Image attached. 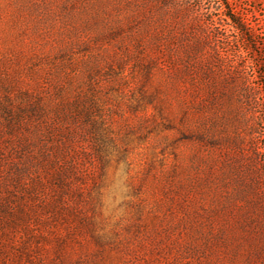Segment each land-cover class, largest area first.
Returning <instances> with one entry per match:
<instances>
[{
  "label": "rangeland",
  "instance_id": "obj_1",
  "mask_svg": "<svg viewBox=\"0 0 264 264\" xmlns=\"http://www.w3.org/2000/svg\"><path fill=\"white\" fill-rule=\"evenodd\" d=\"M222 3L249 18L252 51ZM262 43L264 0H0V94L10 114L27 93L44 105L33 155L74 170L38 200L61 195L93 221L73 263L264 264ZM6 227L3 264H29L23 228ZM52 247L36 251L47 264Z\"/></svg>",
  "mask_w": 264,
  "mask_h": 264
},
{
  "label": "trees",
  "instance_id": "obj_2",
  "mask_svg": "<svg viewBox=\"0 0 264 264\" xmlns=\"http://www.w3.org/2000/svg\"><path fill=\"white\" fill-rule=\"evenodd\" d=\"M222 7L228 20L227 24L242 36L244 48L252 51L248 45L250 39L247 36L249 18L239 12H232L227 3H222ZM252 36L257 38L260 35L254 33ZM260 46L258 48L260 52L255 53H259L263 61L260 65H256L255 78L258 79L260 89L264 91V44ZM246 79L249 80V78ZM25 98L27 100L25 106H19L16 113L10 114L11 95L7 92L0 94V241L1 243L3 241L0 246V264H3L5 226L8 229L19 226L23 228L24 240L16 248L18 257H23L29 264H47L44 256L36 251L40 250L43 242L50 241L54 242L51 250L55 260H52V264H77L73 263L66 248L69 247L72 239L77 242L76 238L79 237L76 235L80 232V228L86 224H93V221L84 212H78V208L65 203L61 195L42 204L38 200L48 182L55 184L61 192L69 190L67 175L74 170L69 165L59 164L60 159H52L48 153L42 152L37 157L33 155L32 149L35 145H39L40 141L39 134L42 126L39 116L45 113V109L39 101L34 102L29 93L25 95ZM18 129L26 137L22 136L21 140H18L21 151L20 155L16 154L17 160L13 162L15 172L10 175V179L16 182V186L8 187L9 134L12 136ZM102 153V148L98 145L95 156L100 163H102ZM60 154L62 155V150L58 153ZM37 163L39 167L44 165L47 178L33 176L34 168L39 170ZM53 165L54 168H52ZM32 243L35 244L33 248H31ZM5 263L10 264L9 261Z\"/></svg>",
  "mask_w": 264,
  "mask_h": 264
}]
</instances>
